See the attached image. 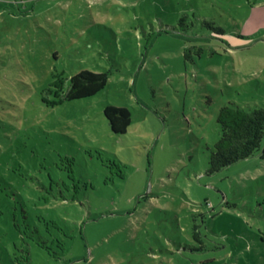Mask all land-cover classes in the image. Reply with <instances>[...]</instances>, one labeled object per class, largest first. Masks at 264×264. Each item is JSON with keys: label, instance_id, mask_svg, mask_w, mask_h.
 <instances>
[{"label": "rangeland", "instance_id": "374dc122", "mask_svg": "<svg viewBox=\"0 0 264 264\" xmlns=\"http://www.w3.org/2000/svg\"><path fill=\"white\" fill-rule=\"evenodd\" d=\"M233 103L264 108V0H0V264H264V141L208 172Z\"/></svg>", "mask_w": 264, "mask_h": 264}, {"label": "trees", "instance_id": "16d2710c", "mask_svg": "<svg viewBox=\"0 0 264 264\" xmlns=\"http://www.w3.org/2000/svg\"><path fill=\"white\" fill-rule=\"evenodd\" d=\"M212 30L222 35L220 26H212ZM110 71L94 72L82 70L69 80L66 101L89 98L103 91L109 81ZM104 114L115 134H125L132 123L131 113L125 107L107 105ZM221 136L215 144V149L209 160L210 174L221 171L241 160L248 159L258 153L264 141V108L257 107L247 110L236 104L221 108L218 119ZM194 238L201 242L197 227L194 228ZM41 246H47L41 243ZM199 247L198 250H202Z\"/></svg>", "mask_w": 264, "mask_h": 264}]
</instances>
